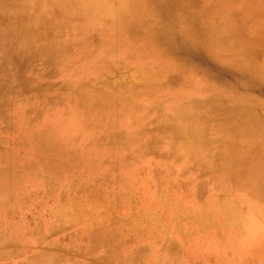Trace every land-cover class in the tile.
Returning <instances> with one entry per match:
<instances>
[{
  "label": "rangeland",
  "instance_id": "1",
  "mask_svg": "<svg viewBox=\"0 0 264 264\" xmlns=\"http://www.w3.org/2000/svg\"><path fill=\"white\" fill-rule=\"evenodd\" d=\"M5 33L0 264H264V0H0Z\"/></svg>",
  "mask_w": 264,
  "mask_h": 264
},
{
  "label": "bare ground",
  "instance_id": "2",
  "mask_svg": "<svg viewBox=\"0 0 264 264\" xmlns=\"http://www.w3.org/2000/svg\"><path fill=\"white\" fill-rule=\"evenodd\" d=\"M4 10H7V9H4ZM231 15L232 14L230 13L228 15H222V16H223V19H226L227 17H230ZM19 23H20V18H18L17 16H15L14 19L11 20V25L15 26ZM230 26H232V25H230ZM117 30L120 31L121 27H118L116 22L110 21L109 23L101 24L99 28L94 30V32L97 34V37H99V39L104 38L105 40H107L109 34H112V35L114 34V35H117L116 37H118L120 35V33H118ZM134 34H135V31L130 29V37L134 36ZM105 37H107V38H105ZM117 39L119 40V38H117ZM23 40L24 39L20 36L15 37L12 34L10 35V34L5 33V34L0 35V47H2L3 49H7L8 52H10L13 57H15V54H14L15 52L12 49H14L16 52H18V47L21 46L20 44ZM82 99L83 98H81V100ZM102 109L104 110V108H102ZM81 116H82V118H80L79 121H75V122H73L72 120L70 121L69 118H66V117H61L58 119V118L50 116V117H48L47 124L48 123L49 124H56V126H58V128H60V129H62V131H64L66 139L72 138V137H76L78 139L79 135H81L80 138H82L86 134H88V135L91 134L92 136L95 135L96 133L93 131V128H95V130H96V124L94 123V118L89 114V112H88V114H86V112H84V114H82ZM165 139L166 138H162L161 141H159V142H163V141H165ZM88 142H90V143H88ZM101 144L102 143H99L98 140L97 141L94 140L93 142H91L90 139L87 140V145H91L90 148L92 150H94L95 148H102V149L108 150L111 153H114L116 151L121 153L122 150L126 146L124 143H119L118 146L116 144L114 147L110 146L111 148H108V147L104 148L105 146L104 145L100 146ZM160 144L161 143H158L157 145L133 144L132 145L133 151L129 152L126 149V153L127 154L134 153L138 156H140V155L143 156L144 152H147L150 150H155L156 148H158L160 146ZM87 145L84 144V146H87ZM79 147H81V146H79ZM150 147H152V149ZM133 148H137V150H134ZM86 149L88 150V147ZM77 151H81V149L79 148ZM88 151H90V149ZM257 169H256V172L259 173L260 177H261L262 173L264 172V167L259 165L257 167Z\"/></svg>",
  "mask_w": 264,
  "mask_h": 264
}]
</instances>
